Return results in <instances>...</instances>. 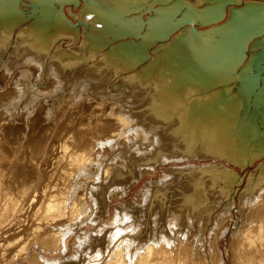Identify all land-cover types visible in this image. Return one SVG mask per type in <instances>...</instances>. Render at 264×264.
Here are the masks:
<instances>
[{
  "label": "bare ground",
  "instance_id": "obj_1",
  "mask_svg": "<svg viewBox=\"0 0 264 264\" xmlns=\"http://www.w3.org/2000/svg\"><path fill=\"white\" fill-rule=\"evenodd\" d=\"M33 1H35L36 3L35 4L32 3L31 12L36 13L37 17L33 21L32 25H30L26 33L24 34L25 35L24 39L26 38V43L23 46V50H21L22 52L20 51V49L22 48L19 49L18 47V51H20L21 53H19L18 58H16L17 56H15L14 58L16 61L21 62V65L26 68L24 72L19 74V77L16 76L18 78L16 79L15 84H14L15 86L13 87H16L17 91L15 92V94H18L17 96H20L21 98V95H22V97L26 98L25 101H26L27 106L32 103H35L41 97H46L45 92L41 90V88L44 87L45 83L48 82V85L49 84L51 85L53 83H56V85L59 84L61 82L59 81V76H63L64 74H65L64 76H66L67 73L69 75L70 73L67 70H69V67L71 64L72 65L74 64V60H72L73 61L72 63L71 60L67 59L66 57L64 58L63 55L60 54V52H58L59 49L56 50L52 55H50L51 54L50 50L54 43V40H53L54 34L59 33V32L67 33V32H64L65 30H61V27H63L64 24L58 21L61 18L60 15L55 14V12L52 14L51 12V10L55 11V8L53 7V2H57V1H59L57 3L61 2L60 7H62L64 3L68 4L70 2H74L75 0H57V1L33 0ZM96 1H98V4L100 6H106L101 0H95V1L93 0L92 2H90V0L89 1L86 0L87 5L86 4L85 5L87 6V12L89 13L88 16H90V17L88 16L86 17L89 18V21H90L89 26H91V28H93V30L96 33L93 35L95 36L97 35L100 37V36H104L103 32L106 30V22L107 20L111 19L110 13H113V12L109 11L108 12L109 15L107 16L108 13H106L103 10L104 7L103 8L100 7L98 4H96ZM133 1L135 2V0H120V3L126 2L127 4L128 2L127 5H133V6L142 5L140 3L139 4L133 3ZM166 1L167 0H157L156 2H161V4L163 5L165 4ZM192 1H196V0H192ZM237 2H239V0H233V3H237ZM250 2L251 3L257 2L259 3L258 6H260L261 4V7L264 8V0H253ZM35 5L37 6L32 7ZM258 6H254L255 8L253 9L256 11ZM162 8L163 6L160 7L159 9L157 8L151 9L155 12L156 18L155 19L149 18L148 20L152 22V20H159V18L163 19L165 16H167L168 13L174 11V10H170L169 8H163L164 10ZM189 8L192 9V12H191L192 15L191 16L184 15L182 16L183 18L181 17L180 19H178L176 23L177 27H182L181 23L183 22L182 21L183 19H190L193 22L194 26H196L197 22H200L201 25L209 24L210 21L209 20L207 21V19L209 18V16L211 18L213 17V15L209 14L208 16L207 13L198 12L192 6H190ZM34 9H36V11L33 12ZM216 10H219V9H216ZM238 10L239 11H237L235 15L232 11H229L230 17L224 24L216 28L214 27L210 30H207L208 32L207 34L202 35L201 33L199 35V38L194 39L190 35L182 38L186 42H189L190 46L193 45V48L195 50L194 53L199 56L197 57L201 59L202 63H204L205 60L209 61V59L207 58H210V60L211 59H215V60L213 62L211 61L206 62V65L207 64H210V65L217 64L218 65V63H220L219 65H221L222 63H224L223 58L226 59L225 54H219V52L215 49L212 43L209 47L211 49L213 46V48L216 50L214 53L200 52L199 48L203 46L202 44H205L204 43L205 41L206 42L209 40L212 41L213 39V38L206 37L208 36V34H213L216 32L217 34L219 33L220 37L224 36V38H227V36H229L230 34H228V31L225 32L226 30H231V29L234 30L238 28V25H240L239 27H243L244 23H246V20L252 21L255 19L254 17H258V16L252 17V14L254 15L253 12H255L254 10L251 13L250 12L246 13L245 8L244 10L243 9H238ZM161 11H163V13ZM219 11L220 12H215V13H217L218 15L220 14L219 17H222L223 15L222 9ZM256 15H257V12H256ZM105 17L109 18L106 20V22H105ZM112 20L113 19H111V22ZM160 21L161 22H157V24L155 22V25L153 24L154 25L153 28L149 29L148 31L149 36L145 34V38L148 39L146 43L150 41H154L153 40L154 36L152 32H154V34L156 33L155 36H157V39L167 37L168 33H170V28L169 29L166 28L169 24L166 25L165 27L166 29H164V25L166 23L164 22L165 23L164 24L162 20ZM152 23H154V21ZM231 24H233L234 26L232 27ZM81 25H83V23ZM11 27L13 28V25L10 26V28ZM51 29L52 30L54 29L55 31L50 32ZM63 29H65V27H63ZM172 29L174 30L175 28H172ZM6 30L8 31V28H5V30L0 29V42H1L0 43V59L3 56L2 55L3 51H1L3 47L1 48V45L5 46V43L8 44V41L5 42L6 40H4V39H7L5 38V36L7 37ZM186 30L188 31V28ZM242 37L243 38L245 37L244 39L246 40L252 39L251 35L249 34L248 35L243 34ZM238 38H241V37H238ZM22 41L24 40L22 39ZM69 41L71 42L73 41V39H71L70 37ZM236 44L239 45L238 42H236L235 45ZM256 44L257 45H255V47H258L261 45L262 48H264V39L258 40ZM137 45L138 44H136L135 46ZM6 46H5V50L3 48L4 52L6 51V49H8V47L6 48ZM99 46L95 48H99ZM239 46L241 47V45ZM218 47L219 46H217V48ZM230 48L232 51L231 53H233L232 47ZM238 48L236 50H238ZM93 52L94 51L92 50L91 53ZM93 54L87 57V59H91L93 57ZM130 54L133 55L132 51ZM142 55L145 56V54H142ZM233 56H236V55H233ZM164 57L170 58V56L168 55H165ZM142 58H139L140 62ZM172 58L174 59V55L172 56ZM233 60L231 61V65L234 64L236 67L238 63V56L234 57ZM215 61H217V63L213 64ZM83 64H85L84 61H83ZM99 65L101 66V64L96 63L93 65L95 68L93 66L91 67L87 66V67H84V69L81 68L82 69L81 74H82V71L84 75L86 74L85 79L84 80L82 79L83 81L82 83L86 81L85 83L89 84L91 89L89 88L90 90L88 91L87 90L88 85H87L86 89L85 88L84 89L88 92H86L85 90L83 91L86 93L78 92L76 94L77 96L75 95V98H74V99H77V98L79 99L80 97H83L85 94L91 93V95L93 96L88 97L85 95V97L78 104L79 106L77 105V108L80 112L83 110H87L88 108H91L90 112L93 113L92 116H89L87 118L85 117L86 119L82 118L81 116H80L81 118L72 119L73 120L72 121L73 123L72 131L70 130V128H68L71 132L67 134L68 132L64 130L66 131L65 132V135L67 134L66 136H62V137L59 136L61 135V133L63 134L62 131L64 128L62 130L60 129V131L58 130L59 132H61L60 134L57 135L58 138L60 137V141H58L59 143L53 142L55 143L54 144L55 146L53 147L54 150L52 154L49 155L48 153L49 155L48 159L46 161L44 160L45 162L41 165V167L44 169V170L42 169L41 170L44 171V173L47 174V171L51 170L53 174L52 180L50 178L49 179L51 180L53 185H55V188L54 186H52L54 188V196L59 195L58 196L59 198L55 197V199H53V197H51L53 201L51 200L47 202L44 201V203L41 202L40 204L39 203L40 201L36 200L37 198L36 197L35 200L38 201L39 205L38 204L35 205V202H36L35 201L34 204L32 203L34 205L32 207L29 205L30 198H28L23 208H21L18 212V209H19L18 205L20 204V200H22L23 196H25L26 193H28L27 192L29 191L27 190L28 187L29 186L32 187L30 183L31 182L33 183L35 180H38L37 175H34L33 171L37 169L36 164L38 165L39 162H41L39 160L41 159L43 155V152H42L43 149L41 150L42 147H39L36 151H32V153L29 152L30 149L28 147H31L33 144L39 145L40 143H42L43 145L46 142L47 137L46 138L42 137V134L44 132H42V134L40 135L37 133L38 130H35V125H36L35 124L33 125L34 126L33 128H32V125L30 128L31 129L30 134L33 135V136L30 135L32 138L31 139L28 138L30 140H28L27 142H22L23 140L22 136L26 133V130L22 128L23 125H20V127L17 125H19L25 118L26 110H24V113L20 116L19 120L16 121L12 119L14 121L13 125L11 124L6 125V123L3 122L5 119L11 117L12 115L13 116L15 115V112L17 110V108H15V105L18 101L17 99H16L17 101L14 100L16 101L15 103L14 101L12 102V104H14L13 111L12 112L10 111L9 113V110H7L9 114L6 115L5 112H3V110H0V120H3L2 121L3 125L0 127V129L6 132V133L0 132V141H1L0 142V228L1 227L3 228L4 225L6 226L9 223V221L15 220L13 216L17 212H18L17 216H19L18 217L19 219L16 217V220H15L16 222L15 224L13 223L14 225H12L13 227L10 226V229H12L13 234L11 233L10 235L12 238L11 239L12 241L9 240L10 242L8 243V244H12L13 247L12 246L11 247L14 249L15 244L13 243L16 242V248L19 247V249H17V252H16V249H14L16 252V253L14 252L16 256L14 254L13 255L15 257L14 256L12 257V254H11L10 257H5L4 260L2 259V261H4L5 264H10L16 261L18 258L27 257L29 255L28 262L30 261L32 262V263L30 262V264H33V263L34 264H228L229 254H230L231 264H264V163H261L259 165L257 169L258 170L257 177L251 176L244 190L240 194H238L239 209L237 211L241 215L239 218L234 219L233 212H232V209L234 208L236 204L234 199L236 198L237 193H238L237 190H235V187L240 183L236 181L237 173L231 170L230 168H228L225 164H220V163H216V164L209 163L205 166H198L196 164H188L181 168H172V169L170 168L169 170H166L165 172H163V176L161 175L163 178L166 176L163 179V182L165 183V179L167 181V175L169 177L172 173L173 175L175 174L174 176L171 175L174 179L170 177L173 179L172 181L176 182L174 186L173 184L170 185V183H172L170 182L169 183L170 186H161V188L159 189L157 188L159 191L156 190L155 188L154 190L156 191L151 190L152 193L148 195L149 192H147L148 190L146 189V186H148L149 183L146 184V186L143 189L145 192L143 191L142 192L143 194L147 193V195L145 194L144 198L149 196L148 197L149 200L145 201L144 199V202H142V204L139 207L136 204H134V206L136 205L137 207L135 208L133 207V210L131 209L132 207L129 208L131 209L130 210L131 212L129 211L130 214H128L127 212L129 209H127V211L125 210V213L122 212L119 215H118V213H120L118 212L119 210L118 211L116 210L117 212L114 211L113 217H112L113 219H111V222L109 221L111 223V225H109L110 228L107 227L108 225L101 227L102 228L100 230L101 232L99 231L100 233L96 235L97 237L94 236L93 238L91 234H85L84 232L83 234L80 233L81 234L80 237L77 238L78 239L77 243L79 245L77 243L76 244L77 246L81 247V250L79 249L80 255L78 256V258L76 259L74 258L75 261H73L72 259H71L72 261H70V259L66 257H65L66 261H63V262H60L59 260L49 261L43 257L44 254H47V255L50 254V255L61 256V257L67 256V253L69 251V241L71 238H73L75 234H77V228L80 225L82 226V224H88L90 227L96 224L101 214L107 213L109 202L114 197L118 198L117 195H120V197L125 196L124 194L127 193V191L129 190V186L131 184L138 182L139 178L142 175H150L152 177L155 176L156 168L158 165L164 166V165H167V163H171V162L180 163V162L186 161L187 159L194 157L197 160L212 159L214 163L224 161L229 164H232L233 166L237 165L240 168H244L247 165H250L251 163L256 161L257 158H260L264 154V144L261 145L263 140L262 142L261 140L260 142H258L259 141L258 140L253 145L245 147L244 143H246V141H249L248 139L250 138L248 133H244V131L242 132L241 130H239L237 125H235V122L230 123V121L232 120L231 118L234 115L233 113L235 111L234 110L235 107H233L234 109H231L232 106H230L227 109V107H225L224 104H232L233 102L231 101L232 99L229 100L230 99L229 98L226 101H223L222 103L223 107L216 108L214 110H212L211 107H208L207 105L204 106L202 104H201L202 106H199L197 108L196 106H194V104L190 102L189 99H194L193 98L194 96L191 95L190 90L201 89V88L209 89L210 86H213L215 82L210 86L209 84H207L208 83L207 82L206 87L205 85H201L200 83L195 84L194 86L185 85L184 88L182 86L181 88H179V90H177L178 88H176V85L167 86V88L164 89L165 91L164 93L162 92L159 93L161 87L165 86L166 83H168L166 80L167 78H169V76L168 77L161 76L160 78L153 76L151 77V80L147 81L146 84H145L146 81L143 78H141V76H137V75L127 76L123 78L124 81L121 79L122 80L121 84L124 86V91H123V96L122 94H119V95L123 97L122 100L124 99L126 100L129 97L128 95L126 96L127 98H124V93L126 90H130V91L132 90V93H133V89L143 90V91L139 90V92L141 91L140 93L136 90L137 91L136 93H138L139 95L142 93V95L140 96L137 94L139 97L136 94H133V96L135 95L134 97L135 98L138 97L137 99L139 100L138 101L136 99L134 104L139 103L138 105L140 106L135 107L133 103L131 104L132 106H134V109L136 108L139 109L140 107L143 109L140 108V110L142 111H139V112H136L138 111L136 109V110H133L134 112L130 114L128 112L125 114H122L123 113L122 111H125V110H121L122 113H120V111L119 113H117V109L110 108V104H111L110 101L113 100L112 98H109L110 96L105 97L100 94H99L100 96L98 97L95 96L97 91L100 92V90H97V89H100L102 87L101 86L99 88V85H100L99 83L102 81L104 83V80H105L102 78L103 76H101L102 73L101 74L99 73L98 76H95V75L98 72H102V71L105 74L108 73V72H105V69L107 68H104V66L106 65L101 67V69L104 68L102 71H100L101 69L98 71L97 67ZM132 66L133 65H131L129 68H132ZM231 69L234 70V67H232ZM122 71H124V69H121V72ZM225 71L226 70L218 71L216 68H214L207 72L209 74L210 81H211V78H214V77L215 79L219 81L230 80L231 77L234 75V74H231L233 73V71L230 70L231 72L230 76H229V73ZM99 76H101L100 77L101 79L99 78ZM108 76H109V73H108ZM132 77L135 80H133ZM251 77H252L253 82L251 85H249L248 90H251L255 86L256 80L258 78L257 76L253 74ZM44 78H46V80H44ZM62 78L60 79L62 80ZM33 79H35V82L38 85V86L36 85L37 87H35L32 84ZM243 79H246V77L243 76L241 81H244ZM206 80L207 78L205 79V81ZM63 81H65L64 78H63ZM238 82L240 83L239 78H238ZM143 84L145 85V87H142ZM105 86L106 85H104L103 88H105ZM53 87L56 88L55 86H52V88ZM243 87L245 89L248 86H243ZM101 91L103 90L101 89ZM114 91L116 90H112V92ZM218 94L219 93L215 91L214 94L212 93L208 96L206 95L200 96L201 97L200 100L206 99L208 101V99L211 98V96L218 99L219 98ZM28 95H29V100L27 99ZM121 97L120 99L118 98V101L120 100L119 102L123 103V101H121ZM132 97L129 98L131 100L130 102L134 101L132 100L133 99ZM197 97L198 96H196L195 98ZM96 99H98L100 102L94 103ZM86 100L87 101L89 100V102H86ZM122 103H120V105L125 106V104H122ZM164 105L166 106L163 108ZM4 106H5L4 107L5 109L6 108L8 109L10 107L12 110L13 108L12 105L7 107V103ZM27 106H24V109ZM196 109H198L199 111L197 112L198 113L197 115L203 116L201 117V120H203L202 124H199V126L201 127L200 129L210 130L211 134L205 137L200 134V139H203L205 142L203 141L204 143L203 145H201L202 147L199 148L200 151L195 152L196 156H193L194 154H185V153L187 151H191L188 149L189 148L188 145H192L193 147L192 139L195 136L198 137L199 129H196L195 124L192 125V123H190V121L196 120L192 116V113L196 112ZM126 110H129V108ZM37 111H38V107H37ZM171 114L175 116L171 117L170 116ZM235 115H236L235 117H237V114ZM152 116L159 118L161 121H157L159 123L154 124L153 120L149 119V117H152ZM178 116H179L180 121L177 120ZM132 117L133 118L137 117V118L133 119ZM26 119H29V118H26ZM116 119L118 122H115ZM144 119L147 123L140 122V120H144ZM37 123L39 122L37 121ZM51 124H52V121H51ZM70 125H71V122H70ZM14 126H17L18 128L15 130ZM75 126H77V128H75ZM179 127L180 129L177 131ZM50 128L52 127L50 126ZM181 130L185 134L186 140L189 139L187 142L183 139L188 144V145H184V147L185 146L186 148L188 147L187 148L188 150L185 153H183L184 150L183 151L177 150L175 152H172V150H174L172 148L174 147L173 146L174 144L172 143L173 140L174 142H176V140L177 141L181 140L182 142L181 137H183L182 136L183 134L181 135L179 134L181 133ZM197 130L198 132L195 135L194 132ZM33 131L34 132L36 131V133H34ZM186 131H189L190 134L187 133ZM247 131H249L248 128H247ZM251 131H252V128H251ZM255 131L250 132V135L251 136L257 135L258 131L257 132ZM12 133L14 135H11ZM126 133L127 134L130 133L129 135L130 137H126L125 136ZM136 133L138 134L141 133V135L144 134V136L142 137L144 139L142 140L140 139L141 141H139V138H137L138 140H136L135 138L138 136ZM10 135L11 137L12 136L14 137L11 139L10 137H8ZM263 135L264 134H262V137ZM188 136L189 138L187 139ZM201 136H203L204 138H202ZM114 138H118V140L119 138H121L122 141L124 140L123 143H125V140H126L127 144H130L132 146V149H130L131 151L128 150L130 153L127 154L128 156L127 155L126 156H127V159H129L130 161V163L128 162V165L132 166L131 167L132 172L134 171V173L136 174L134 176H131L130 174V176L127 177V180H125L124 182H121L124 184L122 187L119 186L120 189L118 192H117L118 190L117 187H115L116 188L115 190H112L115 185L114 186L110 185L113 188L109 189L110 187L106 184L110 181L109 179H107L108 175L111 173V171H114L112 169L116 168V167L113 168V165L111 164L110 161H112V163L117 162L119 157L117 158V161H115L116 160L115 155L120 156L122 153L121 151H117L118 150L117 148H116L117 149L116 152H109L110 150L108 151L107 148L105 147L107 146L111 148L110 146H108V144L112 145ZM55 140H58V139L56 138ZM24 141H25V138H24ZM196 142L197 141L195 139L194 143L197 145ZM113 144L115 148V142ZM102 145L104 146L105 149L102 148ZM125 145H124V148L126 150L127 147H125ZM20 147L27 148L28 151H21L19 149ZM32 147H31V150L34 149ZM114 148H111L112 151L114 150ZM52 149H50V151L48 152L51 153ZM103 149L109 152L107 156L103 152L104 151ZM196 149L198 148H195L193 151H195ZM100 152H103L105 154L104 158L102 157L104 154L101 153L102 154L101 156L98 155ZM28 154L30 155V157L28 156ZM121 162L123 163L124 161H121ZM186 162L189 163V161H186ZM109 164H111L112 166H109ZM121 164L119 163L118 166ZM124 164L125 162L122 164L123 166L121 165L123 168H124ZM5 168L6 170H9L8 173L6 172ZM12 169L14 171H12ZM118 171L119 170L117 169L116 173ZM123 171H126V170L124 169ZM168 171L170 172V174ZM12 172H15L13 173L14 175L12 174ZM170 178H168V180ZM69 179H71V181H69ZM15 180L16 181L18 180L20 184L26 183L24 184L26 186H23L25 187L23 188V191H24L23 193L25 195L23 194L21 198H18L19 201L18 199H15L16 201L11 200L10 202H8L9 199L12 198L9 196H12L11 194L13 192L14 193L16 192V190L12 189L10 186L8 187V183H12ZM41 184H42V187L44 186V188L45 186H49V185H45L44 183H42V181H41ZM47 184H49V182ZM50 185L52 184L50 183ZM161 185H162V181H161ZM40 189H43V188H40ZM50 189H48L49 192L51 191ZM44 190H46V188ZM20 191L21 190H19V192ZM35 191H36V188H35ZM42 197H45V196H42ZM14 198L15 197H13V199ZM231 198L233 199L230 200ZM4 199L6 200L5 204H3ZM210 199H213V200L215 199V201L214 203H212L213 204L212 207L209 206V209L210 207L214 209L217 206L224 205L221 212L216 214V216L213 218L214 219L213 222L211 221L208 215L209 209L205 207V205L207 204L206 202ZM140 202L138 204H140ZM121 206L122 205H120V207ZM130 206H133V204H130ZM200 206L202 210H203L202 207H205V210L207 209V212L206 213L204 212L205 214L203 213L200 214L196 212ZM120 207L119 209L122 210L123 206L121 208ZM31 209H32V212L35 209L37 210V212L34 211L36 215L31 214L32 216H35L36 221L34 220V218L32 219V217L29 219L25 217L27 214H29ZM115 209H118V208H115ZM212 209H210L209 213L211 212ZM32 221H34L33 222L34 224L31 226L30 223ZM238 221L240 224L238 223ZM230 226L235 227V228L238 227V228L234 233H232L230 237L231 242L229 245V254L227 251L226 254L224 253L225 256H223L220 249L216 247L217 246L216 243L218 242L219 239L226 236V234L229 232ZM106 227L109 230V232L107 231L108 233L104 234L102 233V230L104 228L106 229ZM208 228H209V235H208V238L206 239L205 232H206V229L208 230ZM196 229H198V231L194 234L193 231H196ZM10 236L8 235L6 237L10 239ZM90 236L93 238L94 241H90L92 240L90 239L91 238ZM90 242L91 243L94 242V244L96 245L95 246L96 248H92L93 245H90L89 244ZM34 246L37 247L40 253H38L36 250L30 253V251L33 249ZM7 255H4V256H7Z\"/></svg>",
  "mask_w": 264,
  "mask_h": 264
},
{
  "label": "rangeland",
  "instance_id": "obj_2",
  "mask_svg": "<svg viewBox=\"0 0 264 264\" xmlns=\"http://www.w3.org/2000/svg\"><path fill=\"white\" fill-rule=\"evenodd\" d=\"M51 1H53V0H51ZM54 1H57V0H54ZM76 1H78V2H76ZM87 1H89V0H87ZM92 1L90 0V2H92ZM101 1H103L104 5H106V6H100L98 4V1H96V4H98L102 8L104 7L103 10L106 13H108L109 11L113 12V13H110V18L113 19V20L111 22V19H109L108 17H105V22H106L107 19H109V20H107V22H106V30L103 32L104 36H100V37L97 36V35L96 36L93 35V34H96V33L93 30V28H91V26H89L90 21H89L88 17H90V16H88L89 13L87 12L86 0H75L74 2H70L68 4L64 3V5L62 7H60L61 6V2L60 3H57L59 1L53 2V7L55 8V11L51 10V12H52V14L55 12V14L60 15L61 18L58 21L63 23L64 24L63 27H65V29H63V27H61L62 26L61 25L60 26L61 30H65L64 32H67V33L59 32V33H55L54 34V36H53L54 43H53V46H52V48L50 50V53H51L50 55H52L56 50L59 49L58 52H60V54H62L64 58L66 57L67 59L71 60L72 63H73L72 60H74V64L73 65L71 64L70 67H69V70H67L70 73L69 75H68V73L66 74V76H64L65 74L63 76H59L58 75L59 76V81H61L59 84L56 85V83H53L51 85L50 84L48 85V82L45 83V85H44L45 88L42 87L41 90L43 92H45L46 97H41L35 103H32V104L27 106L26 105V101H25L26 98L22 97V95H21V98H20V96H17L18 94H15V92L17 91L16 87H13V86H15L14 84H15L16 79L19 77V74L24 72L26 70V68L21 65V62L16 61L14 58H15V56H17L16 58H18L19 53L22 52L21 50H23V46L26 43V38L24 39V37H25L24 34L26 33V31L29 29L30 25H32L33 21L37 17L36 13H32L31 12L32 3L35 4L36 2L33 1V0H31V1L30 0H0V29H4L5 30V28H8V31L6 30L7 31V33H6L7 37L5 36V38H7V39H4V40H6L5 42L8 41V44L4 42L5 46L8 45V46H6V48L8 47V49H6V51L4 52L5 46L1 45V48L3 47L4 50L2 48L1 51H3V53H2L3 56L0 59V110H3V112H5L6 115L9 114L10 111L12 112L13 109H14V106H13L14 104H12V102L14 100H16V99L18 100V101L16 100L17 103L15 105V108H17V110L15 112V115H14L15 118L12 115L11 117L5 119L4 121L0 120V127L3 125L2 124L3 122L6 123V125L7 124L13 125L14 124L13 120H16V121L19 120L20 116L24 113V110H26L25 111V118L23 119V121L19 125H17L19 127H20V125H23L22 128H24L26 130V133L23 136L21 134L22 139H23L22 142H27L28 140H30L32 138L31 136H33V135L30 134V131H31L30 128H31V125H32V128H33L34 127L33 125H35V124L37 125V126L35 125V130H38L37 133L40 135V134H42V132H44L42 134V137L43 138L47 137L46 142L43 145H42V143H40L39 145L38 144H33L35 146H33V145H32L33 147L31 146L32 148H34L32 150H31V147H28L31 150V151L29 150L30 153H32V151H36L39 147H42L41 150L42 149L44 150V151L42 150L43 155H42L41 159L39 160L41 162H39L38 165L36 164L37 169L36 170L34 169L35 171H33L34 175H37L38 180H35L36 181V182L34 181L35 183L34 182L30 183V185H32V187H30V186L28 187V189H27V190H29V191H27L28 193H26V195L23 193L24 192L23 188H25L23 186H26V185H24L26 183H21L22 184L21 185L18 180H17L18 182L15 180L12 183H8V187L10 186L12 189L16 190V192H17V194H16V192L15 193L13 192L11 194L12 196H9V197H12V198H10L8 202H10L11 200L12 201L13 200L16 201L15 199L21 198V196L23 194L25 195V196H23L22 200H20V204L18 205L19 206L18 207L19 208L18 212H19V210L21 208H23V206L25 205V203H26L28 198H30V200H31V201L29 200V205L33 207L34 206L33 204H34V202L36 200L40 201L39 203L41 204V202L44 203V201L45 202L50 201V200L53 201V199H55V197L59 196V195L54 196L55 185H53V183L51 182V180L53 178L52 177L53 174H52L51 170L47 171V174H48V176H47V174L44 173V171H42L44 169L41 167V165L48 159L49 155L52 154V152L54 150L53 147L55 146L54 145L55 143H53V142L60 141V137L66 136L67 134H69L72 131V126H73V123H72L73 120L72 119L81 118V117L86 119L87 117L92 116L93 113L90 112L91 108H88L87 110H83V111L80 112L78 110V108H77V105L85 97V95L88 96V97L89 96L91 97L93 95H91V93H90V94H85L84 96L82 95L83 97H80L79 99L78 98L74 99V98H75V95L78 92L79 93L80 92L86 93V92H88L91 89L89 84L85 83L86 81L84 83H82L83 82L82 79L83 80L85 79L86 74L84 75L83 71H82V74L84 76L81 74V70H82L81 68L84 69V67H87V66L91 67V66H93L96 63L97 64L98 63L101 64V66L99 65L97 67L98 71L101 69L102 66L106 65V66H104V68H107V69H105V72H108L109 76H108V73L105 74L102 71L104 68L100 70L102 72H98L95 75V76H98L99 73L100 74L102 73L101 76H103L102 78L105 79L104 83H103V81L99 83L100 84L99 88L101 86L102 87L100 89H97V90H100V92L97 91L98 93L96 92L95 96L96 97H98L100 95L105 96V97L106 96L107 97L110 96L109 98L113 99L112 101H110L111 102L110 108L117 109V113H119V111H120V113L123 112L122 114H125L127 112L130 114V113L134 112L133 110H136V109L138 110L136 112L142 111V110H140L141 107L139 109L138 108L134 109V106L135 107H139L140 106V105H138L139 103H135L134 104V102L140 95H142V93L140 95L138 93H136L137 91L139 92V90H141V89H135V90L133 89V93H132V90L131 91L130 90H126L125 93H124V98H127L126 96L129 95V97L127 98L128 100L127 99L126 100L125 99L122 100L123 97H121V95H119V94H122V96H123L124 86L121 83H122L123 78H125L127 76H133V75L141 76V78H143L146 81L145 84L147 83V81L151 80V77H153V76H156L158 78H160L161 76H165V77L169 76V78H167V80L165 79L168 83H166L165 86L161 87L159 93L160 92L164 93L165 92L164 89L167 88V86H175L176 85V88H178L177 90H179V88H181L182 86L184 88L185 85L194 86L195 84L200 83L201 85H205V87H206L207 84H209V86H210V85H212L215 82L214 85L210 86L209 89H206V88L202 89L201 88V89H195V90L192 89V90H190L191 95L194 96L193 97L194 99H189L190 102L192 104H194V106H196L197 108L199 106H202V105H204V106L207 105L208 107H211L212 110H214L216 108L223 107L222 106L223 105L222 104L223 101H226L229 98H230L229 100L232 99L231 100V101H233L232 104H224V106L227 107V109L230 106H232L231 109H234L233 107H235V109H234L235 111L233 110L234 111L233 117L236 116L235 114H237V117H235L236 119L233 118V117L232 118L230 117L232 119L230 121V123H234L235 122V125H237L239 130H241L242 132L244 131V133H248L250 138L248 139L249 141H246V143H244V146L247 147V146L253 145L258 140H259L258 142H260V140H261V142H262V140L264 142V135L262 137V134H264V48H262L261 45L258 46V47H255V45H257L256 42L258 40H263L264 39V34L260 35L258 37L252 38V39H247V40L244 39L245 37L244 38L241 37V38L235 39L234 43L238 42V44L241 45V47L239 45H237V44L236 45L234 44V47L230 46L233 49V53H231L232 51H231L230 47H229L230 50L227 51L228 54H227L226 51L224 52L225 53V57H226V59L223 58L224 63H222L221 65H219L220 63H218V65L217 64L216 65H210V64L206 65V62H209V61L213 62L215 59H211L210 60V58H207V59H209V61L205 60V62L202 63L201 59L198 58L199 56L194 53L195 51H193L194 50L193 45L190 46L189 42H186L185 40L182 39L183 37L189 35V32L186 30L187 27H177V24H176L178 19H180L182 16H184V15L191 16L192 15L191 14L192 9L189 8L190 6H192L195 10H197L200 13H207L208 16H209V14L213 15L212 18L209 16V18L207 19V21L208 20L210 21L209 24H206V25L202 24L201 25L200 22H197L196 26H195L198 30H206L210 26L216 25V26H213V27L208 29V30H210V29H212L214 27L216 28L218 26H221L222 24H224L228 20V18L230 17V14H228V16H227V9L228 8L231 9V8H240L241 7L240 9L244 10V8H245L246 10H248V11L245 10L246 13L247 12L251 13L254 10L253 8H255L254 6H258L259 3H257V2H252L251 3L250 1H253V0H239V2L234 3V4H226L227 1L228 2L232 1V3H233V0H227V1H225V0H196V1H192V0H167L165 2V4L162 5L161 2H156L157 0H135V2L133 1V3H137V4L140 3L142 5L133 6V5H127L128 2H127V4H126V2H123V3L121 2L120 3V0H116L117 2L115 0H112V1L111 0H101ZM136 1H138V2H136ZM243 3H244V6H243ZM36 6L37 5L32 6V7H36ZM162 6H163V8H169L170 10H174V11L168 13L167 16H165L163 19L159 18V20H152V22L154 21V23L150 22L148 20L149 18H151V19H155L156 18L155 12L153 10H151V9H156V8L159 9ZM135 7H136V9H135ZM258 7H257L256 11L254 10L255 12H253L254 15L252 14V17H254V16L263 17L264 16V8L261 7V4ZM111 9H112V11H111ZM216 9H219V10L222 9V11L224 13V17L222 19H220V17H219L220 14L218 15L217 13H215V12H220L219 10H216ZM34 11H36V9H34L33 12ZM161 12L163 13V11H161ZM256 12H257V15H256ZM108 15H109V13L107 14V16ZM111 15L114 16V17H112ZM86 16H88V17H86ZM258 17H254V18H258ZM120 19H121V21H120ZM160 20H162L163 23L164 22L166 23V24L164 23L165 24L164 25V29H166V28L169 29L170 28V33H168L167 37L157 39V36H155L156 33L154 34V32H152L153 36H154V39H153L154 41H150V42L146 43L148 41V39L145 38V34L149 36V32H148L149 29L153 28V26L155 25V22H156V24H157V22H161ZM80 23L81 24L83 23V25H81ZM170 24H171V26H170ZM12 25H13V28L11 27L12 28V30H11L10 26H12ZM84 25H86V26H84ZM166 25H168V26L166 27ZM172 28H175V29L173 30ZM88 30H90V31H88ZM54 31H55L54 29L50 30V32H54ZM110 34L113 35V36H111ZM21 37H23V38H21ZM70 37H71V39H73V41H71V42L69 41ZM206 37L213 38L214 41H213V39H212V41H210V40L207 41V42L205 41L204 42L205 44H202L203 46H201V48H199L200 52H203V53H214L216 50L218 52H220V49L225 46L223 44H224V41H225L226 38H224V36L220 37L219 33L217 34L215 32L213 34H208V36H206ZM22 39L24 41H22ZM20 40H21V42H20ZM222 40H224V41H222ZM239 42H241V43H239ZM211 43L215 47L216 50L213 48V46H212V48L214 49V51H213L212 48L210 49L209 46L211 45ZM136 44H138V45L135 46ZM221 45H223V46H221ZM98 46H99V48H95V47H98ZM217 46H219L220 48L218 47L219 48L218 49ZM237 46L240 48V50H239V48ZM18 47H19V49L22 48V49H20L21 52L18 51ZM93 48L96 49V50H94ZM237 48H238V50H236ZM141 49H143L144 51L141 50ZM242 49H243V51H242ZM92 50L94 51L93 52L94 54L91 53ZM17 51H18V53H17ZM131 51H132L133 55L130 54ZM91 54H93V57L91 59H87V57H89ZM142 54H145V56H143ZM163 55L164 56L168 55V56H170V58L164 57ZM173 55H174V59L172 58ZM233 55H236V56H233ZM231 56H232V58H231ZM237 56H238V63L240 65L237 63V66L235 67L234 64L231 65V61L234 59V57H237ZM81 57H82V59H81ZM83 58H85V59H83ZM139 58H142L144 60L141 59V62H140ZM76 61L78 63L80 61L81 62L78 65V63ZM83 61L85 62V64H83ZM76 63H77V65H76ZM215 63H217V61H215L213 64H215ZM107 65H108V67H107ZM129 65L130 66L133 65L132 68H129L130 67ZM232 67H234V70L231 69ZM214 68H216L218 71L226 70L225 72H228L229 76L231 74H234L232 76L233 78L231 77L230 80H221V81H219V80L215 79V77H214V78H211V81H210V77H209V74H208L207 71H210L211 69H214ZM121 69H124V71L121 72ZM3 70H4V72H3ZM230 70H232L233 73H231ZM110 73H112V74H110ZM113 73H115V74H113ZM251 73L253 75L257 76L258 78L256 80L255 86L251 90H248L249 85H251L252 82H253L252 77H251L252 76ZM171 74H173V75H171ZM195 75H197L198 77L195 76ZM240 75L242 77L245 76L246 79H243L244 81H241L242 77ZM16 76H18V77H16ZM101 76H99V78ZM205 76L207 78L206 81H205V79H206ZM236 76H238V77H236ZM239 76L241 77V79H240ZM62 77L64 78L65 81H63ZM60 78H62V80ZM238 78H239L240 83L238 82ZM44 80H46V78H44ZM133 80H135V79L133 78ZM119 81H120V83H119ZM245 81H247V82H245ZM32 84L35 87L38 86L36 84V82H35V79L32 80ZM104 85H106L105 88H103ZM52 86H55L56 88H54V87L52 88ZM86 86H87V90L88 91L85 90ZM243 86H248V87H246L244 89ZM142 87H145V85L143 84ZM14 88H15V90H14ZM101 89L103 91H105V92L101 91ZM83 90H85L86 92H84ZM112 90H116V91L112 92ZM141 91H143V90H141ZM215 91L219 93L218 94L219 95L218 99L211 96V98L208 99L209 102L206 99L200 100V98H201L200 96H203V95L208 96V95H210L212 93L214 94ZM126 92H127V94H126ZM208 92H210V93H208ZM130 94H131V96H130ZM133 94H136V95L138 94L139 96L137 95L138 97L136 96L137 98H135L134 97L135 95L133 96ZM118 95H119V97H118ZM25 96H27V95H25ZM196 96H198V97L195 98ZM120 97H121V101H123V103L119 102L120 100L118 101V98L120 99ZM130 97H132L133 99L132 98L131 99L134 100V101L130 102L131 101L129 99ZM12 98H14V99H12ZM27 99L29 100V95H28ZM116 100H117L118 103L116 102ZM16 101H14V103ZM86 102H89V100L88 101L86 100ZM98 102H100V101L98 99H96V101L94 103H98ZM210 102H212L213 104L210 103ZM6 103H7V107H9L11 105L13 106L12 110H11L10 107L8 109L4 108L5 107L4 105H6ZM120 103L125 104V106L124 105H120ZM132 103H133L134 106L131 105ZM18 104H19V106H18ZM126 104H127V106H126ZM128 104L130 105V107L131 106L132 107L130 108ZM31 105H32V107H31ZM24 106H27V107H25V109H24ZM165 106L166 105H164L163 108ZM236 106L238 107V109H237ZM37 107H38V111L39 112L37 111ZM119 107H120V109H119ZM142 107H143V105H142ZM27 108L29 110H31V111H29ZM124 108H126V109L129 108V110H126ZM141 109H143V108H141ZM4 110H6V111H4ZM7 110H9V113H8ZM121 110H125L126 112L125 111L121 112ZM87 112H88V114H87ZM197 112H199L198 109H196V112L192 113L193 118H195L196 120L190 121V123H192V125H194V124L196 125V129H199L198 137L195 136L192 139L193 140V147H192V145H188L186 143L189 140L188 139L189 136L187 137L188 140H186V138H185L186 136L183 133V131L181 130V133H179V134L180 135L183 134L182 135L183 137L180 136L181 139H182V142H181V140H178V141L176 140V142H174V140H173L172 143L174 144L173 145L174 147H172V148L174 150H172V152H175L177 150L178 151H183L184 150L183 153H185L189 149L191 151H187L185 154H194L193 156H196L195 152H199L200 151L199 148L202 147L201 145H203V143L205 142L203 139H200V134L203 135L204 137L205 136H209V134H211L210 130H206L205 129L206 130L205 131L204 129H200L201 127L199 126V124H202L203 120H201V117H203V116L202 115L198 116ZM170 116L173 117L175 115L171 114ZM49 117H50V119H49ZM26 118H29V119H26ZM30 118H31V120H30ZM39 118H41V119H39ZM136 118L137 117H135L133 119H136ZM149 119H152L154 124L159 123L157 121H161L159 118H157L155 116L149 117ZM29 120H30V122H29ZM177 120L180 121L179 116L177 117ZM37 121L39 123H37ZM51 121H52V124H51ZM32 122H33V124H32ZM34 122H36V123H34ZM70 122H71V125H70ZM115 122H118L117 119H116ZM133 122H135V121H133ZM140 122L147 123L145 121V119L144 120H140ZM68 124H69L70 127L68 126ZM203 125H205V124H203ZM17 126H14L15 130L18 128ZM50 126L52 128H50ZM65 126H67V127H65ZM28 127H29L30 130L28 129ZM68 128H70L71 131ZM75 128H77V126H75ZM247 128H248L249 131H247ZM251 128H252V131H251ZM60 129L61 130L63 129V131H62L63 134L61 132H59ZM179 129H180V127L177 129V131ZM64 130H66L68 132L66 135H65L66 131H64ZM46 131H48V132H46ZM253 131H255V132L258 131L257 132L258 134L254 135V136H251L250 132H253ZM0 132L3 133L4 130L0 129ZM186 132L190 134L189 131H186ZM197 132H198V130L195 131L194 134L196 135ZM203 132H204V134H203ZM4 133H6V132H4ZM34 133H36V131ZM60 133H61V135H59L60 137L58 138L57 135L60 134ZM136 134L138 135L135 138L136 140H138L137 138H139V141L144 139V138H142L144 136V134L143 135H141V133H139V134L136 133ZM11 135H14V134L12 133ZM11 135L8 136V137H10L12 139L14 136L11 137ZM129 135H130V133H128V134L126 133L125 136L126 137H130ZM203 136H201V137L204 138ZM24 138H25V141H24ZM28 138H30V139H28ZM56 138L58 140H55ZM115 139H116V141L118 143L115 141ZM122 139H123V137H122ZM122 139L119 138V140H118V138H114L113 139L114 141L111 140V141H113V143L115 142V148H114V144L113 143H112L113 146L108 144V146H110L111 148H114L115 151L114 150L112 151L111 148L105 146L108 151L110 150L109 152H116L117 149H118L117 151H121L122 152L121 155H120L122 157H120L119 155H115V157H116L115 161H117V158L119 157L118 158L119 162L117 161L118 163L117 162L112 163V161H110L111 164L113 165V168L114 167H116V168L112 169L114 171H111V173L109 174L111 176V178H110L109 175H108V178H107L110 181L108 183H106L110 187L109 189L113 188L112 186L115 185L112 190H115L116 189L115 187H117L118 188L117 192L120 189L119 186L122 187L123 184H124V183H121V182H124L125 180H127V177H129L130 174H131V176L136 175L134 173V171L132 172V169H131L132 166L128 165V162L130 163V161H129V159H127V156H128L127 154L130 153L128 150L132 149V146L130 144H127L126 140H125V143H123L124 140L122 141ZM195 139L197 141L196 142L197 145L194 143ZM263 142H262L261 145L264 144ZM125 144H127V145H125ZM180 144H182V145H180ZM48 145H50V146H48ZM124 145H125V147H127L126 148L127 151L125 150ZM184 145H188L189 148L187 147L188 148L187 149L186 146L184 147ZM179 147H181V148H179ZM49 148L50 149L53 148L51 150V153L48 152V151H50ZM102 148H104L103 145H102ZM195 148H198L199 150L196 149L195 151H193ZM19 149L21 151H28L27 148H21L20 147ZM17 150H18V148H17ZM108 151H106V150L103 151L106 154V156L109 153ZM103 152H100L98 155L101 156L102 154H104ZM48 153H49V155H48ZM105 154L102 156L103 158H104ZM28 156L30 157L29 154H28ZM121 158H123V159H121ZM119 159L121 161L125 162L124 168L122 167L123 166L122 164L124 162L122 163ZM186 161H189V163H187ZM186 161H183V162H180V163H174V162L172 163L171 162V163H167V165H164V166L158 165L157 168H156V175L153 176V177L150 176V175H142L139 178L138 182H136L134 184H131L129 186V190L127 191V193L124 194L125 196H121L120 197V195H117L118 198L114 197L109 202L107 213H103L104 215L101 214V216L99 217V220L96 222V224L92 225L91 227L88 224H82V226L80 225L77 228V234H75L73 236V238H71L70 241H69V251L67 253V256L61 257V256L50 255V254H48V255L44 254L43 255V253H42L43 257L46 258L49 261L59 260L60 262H63V261H66L65 257L69 258L70 261H72V260L75 261V259L78 258V256L80 255V250H81V247L77 246V244H78L77 243L78 242L77 238H79L80 235L83 234V232L85 234H91L93 236V238H94V236L98 235L101 232L100 231L102 229L101 227L108 225L107 227L110 228L109 225H111L110 222H111V219H113L112 217H113L114 211L117 212L119 210L118 211V212H120V213H118V215H119L122 212L125 213V210L127 211V209H129L131 207H132L131 208L132 210H133V207L134 208L137 207V206L139 207L142 204V202H144V199H145V201L149 200V198H148L149 196L144 198L145 194L147 195V193L143 194V192H145L143 189L146 186V184L149 183V185L146 186V189L148 190L147 192H149L148 195L151 194L152 191H156L159 188H161V186H170L172 184L174 186V184L176 182L172 181L174 179L171 176V175H173V173L171 172L172 174L169 177L167 175V181L165 179V183H164L163 179L166 176L164 175L165 177L164 178L162 177L163 176V172H165L166 170H169L170 168L171 169L172 168H181V167H184V166H186L188 164H196L198 166H205V165H207L209 163H211V164L220 163V164H225L228 168H230L231 170H233L234 172L237 173V177H236L237 180L236 181H238L240 183L235 187V190H237L238 193H237V196L235 195L236 198L234 200H235L236 204L234 206L235 209L233 208L232 212H233V218L234 219L239 218L241 215L237 211L239 209L238 194H240L244 190V188H245L246 184L248 183V181H249L251 176H256L257 177V175H258V170L257 169H258V167H259V165L261 163H264V154L260 158H257L256 161H254L250 165H247L244 168H240L237 165L233 166L232 164H229V163L224 162V161H220V162H215L214 163L212 159L197 160L196 158L192 157L190 159H187ZM119 163L120 164L122 163L121 164L122 166L121 165L118 166ZM111 164H109V166H112ZM117 166H118V168H117ZM119 167H121V168H119ZM122 168H123V170L125 169L126 171L128 170L129 172L128 171L127 172L123 171ZM38 169H40V170L42 169V170L40 171ZM117 169L119 171L116 173ZM135 169H133V170H135ZM5 170H6V168H5ZM8 171L9 170H6L7 173H8ZM12 171H14V170L12 169ZM13 173H15V172H12V174ZM49 173H50V175H49ZM209 173H211V172H209ZM169 174H170V172H169ZM205 175H206V173H205ZM113 176H115V177H113ZM117 176H118V178H117ZM170 177H172L173 179L170 178ZM168 178H170L171 181H170V179L168 180ZM114 179H116V180H114ZM118 180H120V181H118ZM41 181L45 185H49V186H45L46 190H44L45 189L44 186L42 187ZM69 181H71V179H69ZM161 181H162V185H161ZM46 182L47 183L49 182V184H47ZM170 182H172V183H170ZM17 183H18V185H17ZM50 183L52 185H50ZM110 183H112V184H110ZM169 183H170V185H169ZM12 184H13V186H12ZM117 184H118V186H117ZM120 184H122V185H120ZM110 185H112V186H110ZM52 186H54V188ZM35 188H36V191H35ZM40 188H43V189H40ZM155 188H156V190H154ZM48 189L51 190L50 191L51 193L48 191ZM19 190H21V191L19 192ZM44 192H45V194H44ZM68 193H66V194H68ZM31 194H33L34 196L31 195ZM138 194L140 196L142 194L143 195L140 198V196ZM49 195H51V196H49ZM42 196H45V197H42ZM13 197H15V198L13 199ZM51 197H53V199ZM35 198H36V200H35ZM232 199L233 198H231L230 200H232ZM140 200H141V202H140ZM212 200L213 199H210V200H208L209 202L208 201L206 202L207 204L205 205V207L207 209H209V206L212 207V205H213L212 203H214L215 199L213 201ZM5 201L6 200L4 199V203L3 204L6 203ZM18 201H19V199H18ZM38 201L35 202V205L38 204ZM139 202H140V204H138ZM130 204H133V206H130ZM134 204H136L137 206L136 205L134 206ZM85 205H86V203H85ZM120 205L123 206V207L121 206L122 210L119 209ZM126 206H128V207H126ZM223 206L224 205H220V206H217L214 209H212L210 207V209H212V210L209 213V211H210V209H209L208 215H209V218L211 219L212 222H213V220H214L213 218L216 216V214L221 212ZM205 207H202L203 208V210H202L201 206H200L198 208L200 211L197 209L196 212H198L200 214H202V213L205 214L207 212V209L205 210ZM115 208H118V209H115ZM131 209H129L127 211L128 214H130V212H131L130 210ZM34 211L37 212L36 209L33 210V212H32V209H31L29 214H27L25 217L28 218V219L32 217V219L34 218V220H35L36 219L35 216H32L34 214L36 215V213ZM18 212L16 214H14V216H13L15 218V220H16V217L17 218L19 217V216H17ZM15 220L9 221V223L6 226L4 225L3 228L2 227L0 228L1 229L0 230V243H1L0 244V254H1L0 255V264H2V262H3V264H5L4 261H2V259L4 260L5 257H10L11 254H12V257L14 255L16 256L15 253L17 252V249H19V247L16 248V242L13 243V244H15V246H14L15 248L14 249H16V252L12 248L13 247L12 244H8L10 242L9 240L12 239L10 235H11V233L13 234V231H12V229H10V226L15 224V222H16ZM33 222L34 221H32L30 223L31 226L34 224ZM238 223H239V221H238ZM112 225H114V224H112ZM107 227H106V229L104 228L105 230L104 229L102 230V233L106 234V233L109 232ZM209 228H208V230L206 229V232H205L206 233L205 234V238L206 239L208 238V235H209ZM237 228L230 226L229 227V232L226 234V236H224L223 238L219 239L218 242L216 243L217 244L216 247L220 249V251L223 254V256H225L227 251H228V254H229V245H230V242H231V238L230 237H231L232 233H234L237 230ZM197 231H198V229H196V231H193L194 234ZM8 235L10 236V239L8 237H6ZM93 238L91 237L90 239H92V240H90V241H94ZM89 244L93 245L92 248H96L95 247L96 245L94 244V242H92V243L90 242ZM77 247H78V249H77ZM35 250L38 253H40V251L37 249L36 246L33 247V249L30 251V253L32 251H35ZM12 251H13V253H12ZM5 253H7L8 255L5 254ZM4 255H7V256H4ZM28 261H29V255L27 257L18 258L16 261H14V262H12L10 264H26V263L30 264L31 261L30 262H28ZM228 264H231L230 254H229V262H228Z\"/></svg>",
  "mask_w": 264,
  "mask_h": 264
},
{
  "label": "water",
  "instance_id": "obj_3",
  "mask_svg": "<svg viewBox=\"0 0 264 264\" xmlns=\"http://www.w3.org/2000/svg\"><path fill=\"white\" fill-rule=\"evenodd\" d=\"M232 1L228 2L226 4H234V3H231ZM243 6H244V3H243ZM242 6V7H243ZM241 8V7H240ZM240 8H231V9H227V16L229 14V11H232L235 15V13H237V11H239L238 9ZM224 17V13H223V16L220 17V19H222ZM227 18V17H226ZM246 19V17H245ZM226 20V19H225ZM144 21V20H143ZM183 22L181 23V26L182 27H187L188 28V31H189V35L196 39V38H199V35L202 33V35L204 34H207V30L213 26H216V25H213V26H210L208 29L206 30H198L193 22L190 20V19H183L182 20ZM224 22V21H223ZM231 26L233 27L234 25L231 24ZM240 25H238V28L234 29V30H226L225 32L228 31V34H230L226 40L224 41V47H222L220 49V52L219 54H225L224 52L226 51H229V47L230 46H233L235 43V39L238 38V37H242L243 34L244 35H251V38H255V37H258L260 35H263L264 34V16L263 17H258V18H255L254 20H249L247 21L246 20V23H244V26L243 27H239ZM257 28V29H256ZM244 29V30H243ZM262 30V31H261ZM259 32V33H258ZM227 43V44H226ZM220 48V47H219ZM195 51V50H193ZM198 52V51H197Z\"/></svg>",
  "mask_w": 264,
  "mask_h": 264
}]
</instances>
